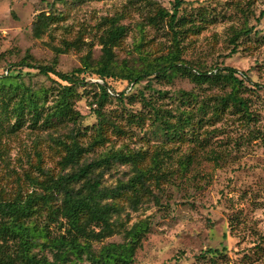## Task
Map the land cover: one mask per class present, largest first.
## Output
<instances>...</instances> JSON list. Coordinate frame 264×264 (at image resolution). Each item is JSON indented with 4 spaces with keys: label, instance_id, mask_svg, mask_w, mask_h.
Wrapping results in <instances>:
<instances>
[{
    "label": "rangeland",
    "instance_id": "rangeland-1",
    "mask_svg": "<svg viewBox=\"0 0 264 264\" xmlns=\"http://www.w3.org/2000/svg\"><path fill=\"white\" fill-rule=\"evenodd\" d=\"M152 1L153 5L144 6L134 0H87L82 4L72 0H0V77L21 73L22 78L12 82L38 91L41 99V90H48L47 105L53 101L52 92L60 87L58 78L18 64L55 63L58 71L71 74L84 68V59L89 57L95 66L104 54L100 37L106 26L101 20L122 14L121 24L129 31L113 48L116 65L140 71L146 58L166 56L177 46L181 59L194 72L216 71L218 67L236 69L239 76L247 73L251 80L245 81L246 89L240 95L247 100L252 119L248 121L231 106L221 110V100L232 91L230 85L197 83L182 75L170 80L153 76L130 90L126 81L109 79L112 91L126 92V96L103 102L96 84L104 81L88 70L77 73L74 109L80 117L76 124L61 131L37 130L27 121L16 132L0 129V197L41 192L31 181L45 180L41 167L49 176L70 173V169H62V150L52 139L67 140L74 128L89 150L81 163L111 149L140 152L145 156L143 166L151 163L156 152L162 153L165 161L167 176L160 188H153L156 198L136 210L126 199L118 201L121 211L114 218L115 232L92 241L95 251L109 243L124 242L127 229L147 220L150 231L132 264H264V0H180L173 28L168 19L154 24L149 23V17L159 8L171 13L176 0ZM40 13L56 14L60 19L43 33H36L33 22ZM250 29L251 33H243ZM56 48L66 52L57 55ZM108 85L107 93L113 94ZM188 98L194 111L204 107L203 122L198 123L201 116L195 117L193 138L163 143L153 132L151 106L146 102L179 115V111L191 110L182 102ZM102 118L104 140L96 144V128ZM36 152L42 154L41 164ZM188 158L190 163L184 169ZM111 168L101 178L104 187L115 186L120 177L126 180L132 172L130 166L114 164ZM152 183L155 185L154 180ZM47 214L42 208L35 218L37 224L48 230L50 237L63 234L65 223L51 222ZM39 249L35 251L52 257L47 249Z\"/></svg>",
    "mask_w": 264,
    "mask_h": 264
},
{
    "label": "trees",
    "instance_id": "trees-1",
    "mask_svg": "<svg viewBox=\"0 0 264 264\" xmlns=\"http://www.w3.org/2000/svg\"><path fill=\"white\" fill-rule=\"evenodd\" d=\"M64 1V0H60ZM87 0H72L74 4H82ZM132 1V0H130ZM142 2L144 6L153 5L152 0H134ZM181 1L176 0L173 11L170 13L159 8L155 16L149 17V23L158 24L160 20L168 19L171 28L177 24ZM122 14L104 17L100 24L106 26L100 37L103 46V57L91 66L90 58L84 59V68L75 69L73 73H63L56 69L54 64H33L24 62L18 66L37 69L39 74L50 78H58L60 87L54 94L53 101L45 105L48 90H41L44 97L41 99L39 92L32 88L20 87L12 79L22 78V74L6 75L0 77V129L18 131L29 121L34 129H55L61 131L70 124H76L80 113L74 109V98L79 78L75 74L90 71L99 76L104 84H96L100 91L99 99L106 102L109 98L122 99L126 92L114 93L108 85L109 79H120L136 87L141 81L155 77L172 79L176 75L189 77L197 83L209 82L214 85H230L232 91L221 100V110L233 107L248 121L252 119L247 100L241 97L240 92L245 90V81H250L247 73H240L233 68L193 71L181 59L180 51L176 49L166 56H159L152 60L146 58L144 67L135 69L122 68L116 65L113 48L117 47L126 38L128 27L121 24ZM59 15L40 13L33 22V31L43 33L51 24H56ZM246 32V33H245ZM243 32L249 34L252 29ZM68 46L70 44H67ZM142 46V44H141ZM56 54L66 52V49L56 48ZM224 70L225 72H222ZM10 72V70H9ZM210 72V73H209ZM106 85L113 94L107 93ZM146 102V100H145ZM187 103L188 110L179 111V115L170 111H162L151 106L153 117V132L162 139L163 143L183 141L185 137L193 138L195 135L196 116H201L198 123H202L204 107L200 106L194 111L190 99L183 100ZM102 104V102H101ZM99 116L100 111H96ZM206 115V113L204 114ZM217 115V113H213ZM175 119V121H173ZM138 120L143 122V116ZM103 118L96 128L94 142L104 140ZM74 128L70 131L67 140L55 137L52 141L61 148L60 165L62 169H70V173L59 174L57 177L49 176V172L41 167L45 176L44 181L31 178L38 185L41 192L32 191L25 197L21 192L10 198L0 197V264H132L137 249L141 246L143 238L150 231V223L140 221L133 224L125 232L122 243H109L98 251L92 247V241H100L114 234L117 220L121 211L120 200L126 199L133 210L145 201L155 199L153 188H160L161 180L166 178L162 153L156 152L149 165L143 166L145 156L140 152L111 149L98 155L89 163H81L84 155L89 151L78 139L80 135ZM69 141V142H68ZM166 154V151H164ZM38 162L41 164L42 154L36 152ZM183 164L187 168L190 159ZM132 168L130 177L126 180L119 178L113 187L102 185L101 178L105 170L112 169L113 165ZM154 180V184L152 183ZM59 203V205H58ZM48 211L47 218L51 222H64L66 229L63 234L50 237V233L36 222V216ZM36 248L43 251L47 249L52 257L49 258Z\"/></svg>",
    "mask_w": 264,
    "mask_h": 264
}]
</instances>
